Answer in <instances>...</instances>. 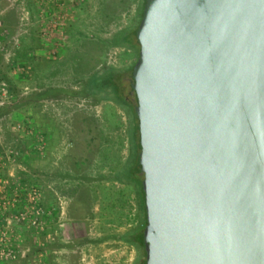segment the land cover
I'll list each match as a JSON object with an SVG mask.
<instances>
[{"label":"rangeland","instance_id":"1","mask_svg":"<svg viewBox=\"0 0 264 264\" xmlns=\"http://www.w3.org/2000/svg\"><path fill=\"white\" fill-rule=\"evenodd\" d=\"M140 0H0V264H137L129 125L101 76ZM117 40L118 43H114Z\"/></svg>","mask_w":264,"mask_h":264},{"label":"water","instance_id":"2","mask_svg":"<svg viewBox=\"0 0 264 264\" xmlns=\"http://www.w3.org/2000/svg\"><path fill=\"white\" fill-rule=\"evenodd\" d=\"M132 32L140 264H264V0H142Z\"/></svg>","mask_w":264,"mask_h":264},{"label":"trees","instance_id":"3","mask_svg":"<svg viewBox=\"0 0 264 264\" xmlns=\"http://www.w3.org/2000/svg\"><path fill=\"white\" fill-rule=\"evenodd\" d=\"M141 8H142V0H140L139 2V9H138V18H137V22L139 20L140 17V12H141ZM137 22L131 26L129 29L126 30L125 33H123L122 35H120V39H122V41H125L129 46H131L135 52V57L132 61V63L129 66V79H130V70L131 67L135 61L136 58V54H137V50H138V44L135 40L134 34L132 32L133 28L135 27V25L137 24ZM118 38L114 41V43H118L117 42ZM103 76L102 82L103 85L106 87V91L107 94H109V97H111L112 99H114L115 101H118L121 103V105L123 106V109L125 111V114L127 116V121H128V133H129V143H130V147H129V160L127 161V166L126 168H124L122 170V173L125 175V177H118L120 180H128L130 181L134 186H135V191H136V196H137V200H138V207L141 213V216L139 218V222H138V226H136V228L130 232L129 234V241L134 243L135 245L139 246V248L141 249V257L139 258V260L137 261V264H140L142 259H143V248L140 244V242L137 240V235L139 234V232L142 230L143 226H144V220H143V203H142V196H141V192H140V188H139V184H140V180H141V174L137 171H134L132 169L134 160H135V154L137 151V147H136V142H137V130H136V113L134 111V98H133V92L131 90V79L129 80V84H128V89L129 92L128 94L130 95V98L128 97H124L122 95V91L125 88V85L122 82V73L121 71H114L112 69H106L105 72L101 75Z\"/></svg>","mask_w":264,"mask_h":264},{"label":"built area","instance_id":"4","mask_svg":"<svg viewBox=\"0 0 264 264\" xmlns=\"http://www.w3.org/2000/svg\"><path fill=\"white\" fill-rule=\"evenodd\" d=\"M0 256L1 257L13 256V250L9 246H2L0 247Z\"/></svg>","mask_w":264,"mask_h":264}]
</instances>
